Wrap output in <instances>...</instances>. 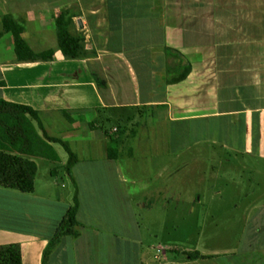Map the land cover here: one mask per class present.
Wrapping results in <instances>:
<instances>
[{
  "label": "crops",
  "instance_id": "1",
  "mask_svg": "<svg viewBox=\"0 0 264 264\" xmlns=\"http://www.w3.org/2000/svg\"><path fill=\"white\" fill-rule=\"evenodd\" d=\"M64 12L80 58L58 49ZM6 23L51 59L18 61ZM182 63L190 69L176 81ZM0 98L38 110L47 136L77 157L68 173L50 143L57 160L29 156L31 192L0 186V244L18 243L22 264H42L74 197L76 234L47 264H264V0H0ZM43 159L60 163L72 190L58 167L40 170ZM207 184L247 204L255 237L222 263L198 243L159 258L165 244L145 245L136 222L146 195L168 204L176 187Z\"/></svg>",
  "mask_w": 264,
  "mask_h": 264
},
{
  "label": "trees",
  "instance_id": "2",
  "mask_svg": "<svg viewBox=\"0 0 264 264\" xmlns=\"http://www.w3.org/2000/svg\"><path fill=\"white\" fill-rule=\"evenodd\" d=\"M71 16L61 13L55 19L57 46L69 59L84 55L83 40L70 32ZM3 30H10L14 36V52L18 61L48 60L51 50L33 52L22 38L24 28L16 23L4 24ZM181 74L176 81L183 79L189 72L190 65H180ZM107 152L110 159L117 157L116 139L106 134ZM50 143H59L67 153L65 170L69 173L77 157L69 144L57 137L47 136L38 110L29 105L9 102L0 98V186L21 192H31L34 188L36 164L29 156L57 160V154ZM77 210L76 197L57 226L54 236L48 241L42 252V264H47L50 252L59 242L62 235H75L74 225ZM188 257L195 259L197 252L183 251ZM204 257V256H202ZM0 264H22L21 250L18 243L0 244Z\"/></svg>",
  "mask_w": 264,
  "mask_h": 264
},
{
  "label": "rangeland",
  "instance_id": "3",
  "mask_svg": "<svg viewBox=\"0 0 264 264\" xmlns=\"http://www.w3.org/2000/svg\"><path fill=\"white\" fill-rule=\"evenodd\" d=\"M175 129L179 132L181 128L176 126ZM54 147L62 159L67 156L60 144L56 143ZM48 164L51 168L58 167L59 177L65 179V187L72 190L73 185L58 161L43 159L40 170ZM207 185L176 187L174 198L168 204L163 196L154 197L151 192L146 195L150 201L137 211L136 222L142 230L145 245L153 242L165 244L158 252L159 258L173 247L181 250L198 243L205 252L218 254L217 258L222 263L225 260L223 253L230 254L249 238L255 237L248 233L258 225L259 220L247 217V204L234 202L229 188ZM216 190H221V193L216 194ZM166 244L172 247H166ZM178 258H183V255L179 254Z\"/></svg>",
  "mask_w": 264,
  "mask_h": 264
}]
</instances>
